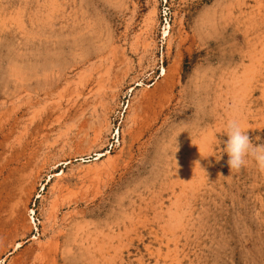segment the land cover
<instances>
[{
    "label": "rangeland",
    "instance_id": "rangeland-1",
    "mask_svg": "<svg viewBox=\"0 0 264 264\" xmlns=\"http://www.w3.org/2000/svg\"><path fill=\"white\" fill-rule=\"evenodd\" d=\"M228 120L264 145V0H0V264H264Z\"/></svg>",
    "mask_w": 264,
    "mask_h": 264
},
{
    "label": "clouds",
    "instance_id": "clouds-1",
    "mask_svg": "<svg viewBox=\"0 0 264 264\" xmlns=\"http://www.w3.org/2000/svg\"><path fill=\"white\" fill-rule=\"evenodd\" d=\"M220 133L226 136V140L215 155L216 159L220 153H226L229 169L238 171L245 164L246 157L251 156L259 167L264 168V145L253 146L246 130L236 120H228Z\"/></svg>",
    "mask_w": 264,
    "mask_h": 264
},
{
    "label": "bare ground",
    "instance_id": "bare-ground-1",
    "mask_svg": "<svg viewBox=\"0 0 264 264\" xmlns=\"http://www.w3.org/2000/svg\"><path fill=\"white\" fill-rule=\"evenodd\" d=\"M11 163V162H10ZM9 165V164H8ZM1 167V166H0ZM7 170V169H6ZM10 171H11V168H10ZM20 170H18V172H19ZM1 172V171H0ZM8 172H9V170H8ZM9 175L8 176H6V177H9L10 176V173H8ZM6 175H7V172H6ZM17 175V174H16ZM3 176H4V173H3ZM10 179V178H9ZM8 179V180H9ZM6 180V179H5ZM2 181H4V179L2 180ZM7 182V181H6ZM2 183V182H1ZM4 184H5V182H4ZM23 184V183H22ZM3 185V184H2ZM2 187V186H1ZM0 187V188H1ZM15 187V186H14ZM6 188H9V187H6ZM12 187H10V189H11ZM5 189V188H4ZM3 189V190H4ZM18 189H19V187H18ZM1 190V189H0ZM15 189H13V190H11L12 192L14 191ZM16 190H17V188H16ZM23 190V189H22ZM21 190V191H22ZM7 191H8V189H7ZM6 191V192H7ZM10 190H9V192H11ZM5 192V191H4ZM14 193V192H13ZM16 193V192H15ZM18 193V192H17ZM3 194V193H2ZM8 194V193H7ZM17 195V194H16ZM9 196V195H8ZM4 197V196H3ZM10 197V196H9ZM4 199V198H3ZM5 199H7V198H5ZM2 200V199H1ZM1 202V201H0ZM2 203V202H1ZM9 211V210H8ZM10 217V216H9ZM8 217V218H9ZM5 218V217H4ZM13 223V222H12ZM1 224V223H0ZM7 230H8V228L4 225V226H0V236H1V234H3V233H6L7 232ZM2 237V236H1ZM3 238V237H2Z\"/></svg>",
    "mask_w": 264,
    "mask_h": 264
}]
</instances>
